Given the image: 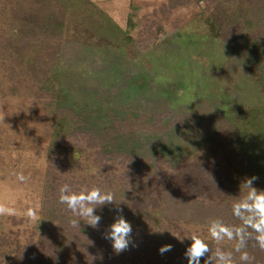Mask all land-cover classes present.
<instances>
[{"label": "rangeland", "instance_id": "374dc122", "mask_svg": "<svg viewBox=\"0 0 264 264\" xmlns=\"http://www.w3.org/2000/svg\"><path fill=\"white\" fill-rule=\"evenodd\" d=\"M91 1L127 32V42L93 35L87 26L98 25L56 2L0 0V205L11 210L0 214V238L17 235L23 243L41 218L50 167L52 178L60 175L76 192H104L99 181L111 171L128 168L135 181L137 168L163 172L132 200L113 195L114 203L95 209L100 222L122 214L150 232L147 215L158 203L152 190L165 184L200 192V176L213 182L224 174L218 116L264 105L263 59L240 47L222 0H183L173 8L170 0ZM49 13L63 22L51 33L40 23ZM63 117L72 128L54 139ZM186 227L212 238L205 226ZM0 264L9 260L0 257Z\"/></svg>", "mask_w": 264, "mask_h": 264}, {"label": "trees", "instance_id": "16d2710c", "mask_svg": "<svg viewBox=\"0 0 264 264\" xmlns=\"http://www.w3.org/2000/svg\"><path fill=\"white\" fill-rule=\"evenodd\" d=\"M46 1L62 5L64 11L71 12L72 15L77 11L83 21L88 20L91 25H98L87 26L93 35L97 34L103 39L110 37L116 45L127 42L124 39H130L127 32L91 0H38L44 4ZM187 1L184 0V3ZM222 1L227 10L232 9L234 24L238 26L236 39L240 47L262 57L264 69V0ZM178 3H183V0H170L169 7L173 8ZM40 23L47 33H51L53 26L61 28L63 25V22H56L51 13L42 15ZM206 23L214 26L211 19ZM46 79V83L54 80L53 77ZM218 119L225 129V141L222 143L224 154L221 160L225 165L221 170L224 174L213 182L207 175L200 176V192L187 193L176 185L165 184L152 190L150 193L158 203L147 215L150 217L151 231L145 232L141 227H132L126 250L116 253L111 241L104 238L110 224L100 222L97 228H93L59 202L60 187L70 185L71 182L60 175L52 178L50 167L41 218L32 225L23 243L19 242L17 235L14 238L1 237L0 245L5 248H0V257L8 259L9 264H187L185 251L191 243L189 236L195 235L207 243L210 249L201 258L200 264H216L214 253L217 248L230 252L233 264H245L240 259L244 252L251 258L250 264H264V250L259 248L254 238H249L246 247L236 251V240L217 242L193 233L186 227L195 224L209 228L213 220H219L229 227H239L242 222L234 216L232 206L247 192L244 181L255 177L253 186L264 190V105L233 106L228 113L220 114ZM71 128L72 121L69 117L58 118L54 127V139L57 138L56 135H64ZM129 171L127 168L120 175L112 171L106 173L99 181L102 190L132 200L137 195L136 189H150L149 180L163 176V172L155 173L150 169L142 174L137 168L138 178L135 181L130 177L132 172ZM206 174L210 176V170ZM119 181L121 185L116 188L115 183ZM146 212L147 208H144L141 213ZM73 220H79V224L73 225ZM252 235L254 237L255 233ZM163 245H171V251L161 254L158 249Z\"/></svg>", "mask_w": 264, "mask_h": 264}, {"label": "clouds", "instance_id": "9594fccd", "mask_svg": "<svg viewBox=\"0 0 264 264\" xmlns=\"http://www.w3.org/2000/svg\"><path fill=\"white\" fill-rule=\"evenodd\" d=\"M21 181L26 178L21 173L18 175ZM253 178L244 181L247 188L246 194L242 199L236 201L232 206V212L241 222L239 227H229L219 220H213L209 225L210 236L217 242L225 238L236 240V251L246 247L247 240L254 238L260 249L264 250V190H258L253 186ZM59 202L65 204L67 208L76 216L82 218L84 222L93 228L100 224L101 217L96 214L95 209L99 206L115 202L114 196L108 192H102L98 187L84 188L79 192L73 191L68 184H64L59 189ZM122 213V209H117ZM0 214H11V210L0 205ZM30 217L35 218V210H29L27 213ZM79 220H73V225H77ZM248 229L252 231L249 232ZM252 233H255L253 237ZM132 234L131 224L123 217L122 214L115 216L113 222L108 226L104 238L111 241L113 250L120 253L129 246ZM190 245L185 251L187 264H200L201 258L210 252L209 246L199 237L189 236ZM171 245H163L158 251H171ZM216 264H233L232 254L224 252L217 248L214 253ZM212 261V258H209ZM240 259L245 264H250L251 258L247 252L242 253Z\"/></svg>", "mask_w": 264, "mask_h": 264}]
</instances>
